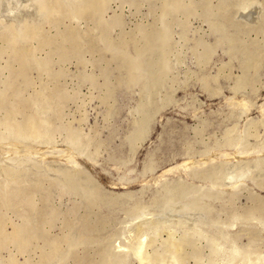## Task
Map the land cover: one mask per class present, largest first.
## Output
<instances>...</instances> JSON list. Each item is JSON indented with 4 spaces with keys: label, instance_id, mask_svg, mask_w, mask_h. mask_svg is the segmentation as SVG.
Listing matches in <instances>:
<instances>
[{
    "label": "rangeland",
    "instance_id": "374dc122",
    "mask_svg": "<svg viewBox=\"0 0 264 264\" xmlns=\"http://www.w3.org/2000/svg\"><path fill=\"white\" fill-rule=\"evenodd\" d=\"M37 1L26 23L39 39L14 48L7 35L21 39V27L0 25V186L10 201L27 195L6 206L0 189V264H264V0H174L176 8L166 5L173 0H107L96 18L72 17L85 0ZM51 2L61 11L47 18L40 7ZM162 34L134 82L124 56ZM19 47L31 51L23 67ZM239 100L252 103L248 113L230 105ZM11 106L14 122L38 111L49 137L3 138ZM9 168L20 173V188L2 175ZM63 172L74 173L78 190ZM81 184L100 201L90 204ZM17 227L20 237L11 239ZM81 234L87 240L71 249L63 239Z\"/></svg>",
    "mask_w": 264,
    "mask_h": 264
},
{
    "label": "bare ground",
    "instance_id": "6f19581e",
    "mask_svg": "<svg viewBox=\"0 0 264 264\" xmlns=\"http://www.w3.org/2000/svg\"><path fill=\"white\" fill-rule=\"evenodd\" d=\"M167 1V0H166ZM37 2H39V1H37V0H0V25H1V23L3 22H9L11 25H13L12 27H14V26H19V27H21V28H19L20 30H21V34L18 36V37H20L21 39H17L16 38V36H14V35H12V33H10V34H8L7 35V43H9V45L10 46H13L14 48H16L15 47V45H16V43H18L20 40H27V41H29L30 39H33V40H35V39H37L38 37H39V34L41 33L39 30H38V28H36V27H32V26H30V25H28L27 23H26V18H28L30 15H32V13L36 10V8H37V6H38V4L39 3H37ZM104 2L106 3L107 2V0H85L84 1V3L83 4H80V5H78V6H76L72 11H71V14L73 15H71L72 17H74V16H77L78 14H82L83 16H84V18L86 17V15L87 16H92V17H94L95 16V18L97 17V16H99L101 13H102V10H103V8H105V7H103L104 6ZM181 2V1H180ZM43 3V2H42ZM166 4V3H165ZM188 4V3H187ZM263 4V3H262ZM35 5H36V7H35ZM166 5H171V7L172 8H176V7H178L179 6V2H177V1H174L173 0V2H171V3H168V4H166ZM40 9H41V11L43 12V14H44V16L45 17H49V16H51V15H53L54 13H57L58 11H61L60 10V7H59V5H58V3H55V2H51V3H49V4H47V5H43L42 7H40ZM168 9H170V7L168 6ZM67 10V9H66ZM105 10V9H104ZM36 13V12H35ZM68 13V12H67ZM66 13V14H67ZM165 13V12H164ZM65 14V15H66ZM69 15H70V13H69ZM34 16V15H33ZM32 16V17H33ZM37 16V15H36ZM94 18V19H95ZM258 20V19H257ZM2 23V24H3ZM99 24H101V23H103V22H98ZM255 23V22H254ZM258 23V22H257ZM256 23V24H257ZM100 26H102V24L100 25ZM1 27V26H0ZM15 27V28H16ZM101 28V27H100ZM152 29V28H151ZM143 30V28L140 30V31H142ZM147 29H145V31H146ZM149 30V29H148ZM72 31H74L73 29H71L70 31H69V35H68V40L67 41H69V38L71 39V40H73V33L74 32H72ZM68 33V32H67ZM139 33V32H138ZM144 33V32H143ZM155 33V32H154ZM157 33V32H156ZM264 33V32H263ZM3 34V33H2ZM7 34V33H6ZM140 34V33H139ZM138 34V35H139ZM1 35V34H0ZM41 35V34H40ZM66 35V34H65ZM80 35V34H79ZM91 35V34H90ZM153 35V34H152ZM84 36V35H83ZM92 36V35H91ZM143 36V35H142ZM44 37V36H43ZM65 37V36H64ZM88 37H89V34H88ZM2 38V37H1ZM40 38V37H39ZM38 38V39H39ZM81 38V37H80ZM145 38V37H144ZM153 38H154V36H153ZM3 39V38H2ZM66 39V38H65ZM82 39V38H81ZM87 39V38H86ZM93 39H94V36H93ZM163 39H164V35L162 34V35H160V37L159 38H157V39H155V40H150V39H148V40H146L147 42L145 43L146 44V46H145V49H143V50H139V51H135L136 52V55L135 56H133V57H131V56H129V57H127L126 55V58H125V56H124V59H125V62H126V65H127V68H128V73H129V77H130V79L131 80H133V79H137L138 77H139V75H140V73L141 72H143V69H145L144 68V65L145 64H143L144 63V60H143V58H145L144 57V55L146 54V53H150L151 51H153L154 50V47L155 46H157V50L158 49H161L162 48V44L161 43H159L158 41H163ZM32 40V41H33ZM76 40V39H75ZM80 40V39H79ZM136 40V39H135ZM52 40H50V42H51ZM137 41H139V39L137 40ZM143 41V40H142ZM260 41V40H259ZM6 42V41H5ZM21 42V41H20ZM19 42V43H20ZM48 42H49V39H48ZM73 42V41H72ZM75 42V41H74ZM140 42V41H139ZM6 43V44H7ZM22 43V42H21ZM92 43V42H91ZM23 44V43H22ZM39 44V43H38ZM44 44H46V43H44ZM138 44V43H137ZM144 44V45H145ZM2 45V44H1ZM0 45V46H1ZM8 45V44H7ZM33 45V44H32ZM143 45V46H144ZM9 46V47H10ZM36 46H37V44H36ZM92 46V45H91ZM140 46H141V44H140ZM2 47V46H1ZM26 47V46H25ZM89 47V46H88ZM93 47V46H92ZM137 47V46H136ZM7 48H8V46H7ZM20 48V49H19ZM19 48H17V51H16V57H17V59L20 61V64H21V66L23 67L24 65H26L25 64V62H26V60L27 59H29V58H27V57H32L31 56V51H29L28 49H26V48H23V47H19ZM95 48V47H94ZM98 47H96L95 49H97ZM114 48V47H113ZM110 49H112L111 47H110ZM115 49V48H114ZM117 50V49H116ZM119 50H121V49H119ZM119 50H117V51H119ZM12 51H13V49H12ZM33 51V50H32ZM108 51V50H107ZM111 51V50H110ZM256 51V50H255ZM3 52V51H2ZM257 52H258V50H257ZM261 52V51H260ZM112 54L114 53V52H111ZM253 53V52H252ZM33 54V53H32ZM148 54H146L147 55V57L149 56ZM264 54V53H263ZM258 55V54H257ZM262 55V54H261ZM113 56H114V54H113ZM255 56V55H254ZM123 57V56H122ZM161 57V56H160ZM264 57V56H263ZM157 58H158V56H157ZM254 58V57H253ZM257 58H259V57H257ZM30 59H32V58H30ZM258 60V59H257ZM263 60V59H262ZM255 61V60H254ZM124 62V63H125ZM151 62V61H150ZM246 62H248L247 60H246ZM253 62V61H252ZM251 62V63H252ZM161 63H162V61H161ZM159 64H160V62H159ZM164 64V63H163ZM260 64V63H259ZM42 65H44V64H42ZM150 65V64H149ZM158 65V64H157ZM38 66V65H37ZM150 66H152V65H150ZM155 66V65H154ZM164 66V65H163ZM162 66V67H163ZM39 67H41V66H39ZM45 67V66H44ZM48 67V66H47ZM125 67V66H124ZM124 67H123V69H124ZM156 67V66H155ZM258 67V66H257ZM147 68V67H146ZM161 68V67H160ZM160 68H159V70H158V73H159V71H162V70H160ZM255 68V67H254ZM23 69V68H22ZM158 69V68H157ZM249 69V68H248ZM256 69V68H255ZM43 70V69H42ZM151 70V69H150ZM149 70V71H150ZM254 70V69H253ZM252 70V71H253ZM47 71V70H46ZM120 71V70H119ZM164 71V70H163ZM128 73H126V74H128ZM158 73H156V74H158ZM220 73V72H219ZM218 72H217V74H219ZM125 75V74H124ZM153 75V74H152ZM154 75H155V73H154ZM153 75V76H154ZM215 76V75H214ZM244 76V75H243ZM9 77V76H8ZM157 77V76H156ZM121 78V77H120ZM119 78V79H120ZM244 78V77H243ZM258 78V77H257ZM244 79H246V77L244 78ZM130 80V81H131ZM140 79H138V81H139ZM246 80H248L249 81V79H246ZM251 80V79H250ZM122 81H123V79H122ZM122 81H121V83H122ZM125 81V80H124ZM130 81H128V83L130 82ZM134 81V80H133ZM135 82V81H134ZM133 82V83H134ZM127 83V82H126ZM125 83V84H126ZM239 83V82H238ZM243 83V82H242ZM242 83H240V85L239 86H241V84ZM237 84V83H236ZM246 84V83H245ZM244 84V85H245ZM185 85V84H184ZM238 85V84H237ZM243 85V86H244ZM152 86V85H151ZM243 86H241V88L243 87ZM19 87V86H18ZM158 87V86H157ZM236 87V86H235ZM238 87V86H237ZM49 88V87H48ZM52 88H54V87H52ZM150 89V88H149ZM154 89V88H153ZM178 89V88H177ZM238 89H240V88H238ZM255 89H256V87H255ZM53 90V89H52ZM160 90V89H159ZM54 91V90H53ZM236 92H237V90H236ZM147 93V92H146ZM41 94V93H40ZM5 96H6V94H5ZM48 97L49 98H51L49 95H48ZM55 97V96H54ZM1 99H0V107H1V105H2V102H3V100H2V97H0ZM38 98V97H37ZM41 98H43V97H41ZM7 99V98H6ZM9 99V98H8ZM7 99V100H8ZM47 99L48 98H44L42 101H44L45 103H46V105L44 106V108L47 106L48 107V105L49 104H47V102L49 101H47ZM175 99V98H174ZM173 99V100H174ZM53 100V99H52ZM52 100H50V101H52ZM55 100V99H54ZM28 101V100H27ZM5 102H6V100H5ZM26 102V101H25ZM167 102V101H166ZM203 102V101H202ZM24 103V102H23ZM30 103V102H29ZM32 103H34V101L32 102ZM37 103V102H36ZM51 103H53V101L51 102ZM204 103V102H203ZM4 104V103H3ZM5 104H7V103H5ZM4 104V105H5ZM26 104V103H25ZM35 104V103H34ZM39 104V103H38ZM173 104V103H172ZM26 105H29L28 103L26 104ZM40 105H43V103L42 104H40ZM39 105V106H40ZM201 105V104H200ZM230 105L231 106H233V107H237L238 109H240L241 110V112H240V114L242 113V112H247V111H249V109H250V107H251V105H252V103H250L248 100H239V101H237V102H230ZM162 106H164L163 104H162ZM162 106L160 107V108H162ZM166 106V105H165ZM170 106V105H169ZM12 108H10V110H9V115H8V117L6 118L5 117V119H4V117H3V119L4 120H6L5 122L3 121L2 122V124L5 126V128L7 129H5L6 130V132L8 131V133H6L5 131V133L6 134H4L3 132H2V134L3 135H5L3 138H6V139H13V140H16V141H27V140H25V139H28V138H31V139H42V138H48L49 137V135H48V131H49V129H48V131H47V126H48V124L50 123H48V122H46V120H44V119H42L41 117H40V115H39V113H37V112H33V113H29V112H27L26 110V113L28 114H26L25 115V118H24V120L22 121V122H14V116H12V115H14V114H16V112H18L17 111V107H14V106H11ZM41 107V106H40ZM39 107V108H40ZM43 107V106H42ZM50 107H51V105H50ZM3 108V107H2ZM44 108H42V110L44 109ZM164 108V107H163ZM20 108H19V106H18V110H19ZM24 109V108H23ZM41 109V108H40ZM47 109V108H46ZM45 109V110H46ZM49 109V108H48ZM156 109H159V108H156ZM22 111V110H21ZM31 112V111H30ZM260 112H261V114L263 115L264 114V103H261L260 104ZM8 113V112H7ZM19 113V112H18ZM25 113V112H24ZM248 113V112H247ZM157 114H158V112H157ZM157 114H155V115H157ZM243 114V113H242ZM244 115V114H243ZM152 116V115H151ZM156 117V116H155ZM155 117H154V119H155ZM243 118V117H242ZM241 118V116H240V119H242ZM147 119V118H146ZM145 121V120H144ZM252 121V120H251ZM255 121V120H254ZM254 121H253V123H254ZM257 121V120H256ZM259 121V120H258ZM249 122V121H248ZM260 122H262V120L260 121ZM48 123V124H47ZM203 123H205V122H203ZM256 123V122H255ZM143 124V123H142ZM247 124V123H246ZM248 125V124H247ZM251 125V124H250ZM254 125V124H253ZM252 125V126H253ZM260 125V124H259ZM4 126H3V128H4ZM49 126H50V124H49ZM137 126V125H136ZM139 126H141V125H139ZM138 126V127H139ZM146 126V125H145ZM145 126H142V127H140V129L141 128H143V127H145ZM237 126V125H236ZM235 126V127H236ZM255 126V125H254ZM49 128V127H48ZM234 128V127H233ZM233 128H230L229 127V129L228 130H233ZM139 129V128H138ZM197 129V128H196ZM150 130V129H149ZM237 130V129H236ZM235 129H234V132L236 131ZM133 131V130H132ZM139 131V130H138ZM230 132V131H229ZM251 132V131H250ZM146 133V132H145ZM227 135H228V131H227ZM238 135V134H237ZM255 135H257V134H255ZM254 135V136H255ZM63 136V135H62ZM146 136V135H145ZM225 136H226V134H225ZM234 136H235V134H234ZM135 137V136H134ZM137 137H139V136H136V138ZM144 138V137H143ZM239 138V137H238ZM258 138V137H257ZM30 139V140H31ZM50 139V138H49ZM69 139V138H68ZM138 139V138H137ZM140 139H141V137H140ZM234 139V138H233ZM134 141V140H133ZM225 141V140H224ZM233 141H235V139L233 140ZM232 141V142H233ZM48 142V141H47ZM68 142V141H67ZM242 143V142H241ZM245 145L247 144V143H244ZM133 145V144H132ZM137 145V144H136ZM216 145V144H215ZM214 145V146H215ZM223 145V144H222ZM245 145H243V146H245ZM12 146V145H11ZM230 146V145H229ZM73 147V146H72ZM224 147V146H223ZM248 146H246V147H243V148H241L242 150L244 149V148H247ZM217 148H218V146H217ZM225 148V147H224ZM235 148V147H234ZM255 148V147H254ZM258 148V147H257ZM1 149H3V148H1ZM0 149V150H1ZM7 149V148H6ZM67 149V148H66ZM133 149H134V147H133ZM133 149H131V150H133ZM216 149V148H215ZM239 149V148H238ZM238 149H236L235 150V152L236 153H238L239 155H241V154H245V151H242V150H238ZM248 149V148H247ZM7 150H9V149H7ZM14 150V149H13ZM76 150V149H75ZM17 151V150H16ZM18 151H20V149H18ZM29 151V150H28ZM205 151V150H204ZM209 151H210V149H209ZM249 151V150H248ZM260 151H262L261 149H260ZM2 152H3V150H2ZM10 152V151H9ZM15 152V151H14ZM54 152H56V151H54ZM58 152H61V154H62V151H58ZM64 152V151H63ZM247 152V151H246ZM16 153V152H15ZM22 153V152H21ZM41 153V152H40ZM48 153V150H47V152H46V154ZM52 153V152H51ZM65 153V152H64ZM206 153V152H205ZM235 153V154H236ZM248 153V152H247ZM0 154H3V153H0ZM12 154V153H11ZM26 154V153H25ZM28 154V153H27ZM48 154H50V153H48ZM56 154V153H55ZM57 154H59V153H57ZM202 154H204V153H202ZM207 154V153H206ZM234 154V155H235ZM250 154V153H249ZM29 155V154H28ZM31 155V154H30ZM32 155H34V152H33V154ZM41 156V155H40ZM46 156V155H45ZM74 156V155H73ZM214 156V155H213ZM237 156V155H236ZM236 156H235V158H236ZM240 157H242V156H240ZM42 158H43V156H42ZM213 158V157H212ZM234 158V159H235ZM237 158H238V156H237ZM5 159H7V158H5ZM4 159V160H5ZM35 159V158H34ZM66 159H67V162H73L75 165H77V161H76V163H75V160L73 159V157H72V155L71 154H69V151H67L66 152ZM198 161V160H197ZM230 161V160H229ZM257 162V161H256ZM7 163V162H6ZM27 163V162H26ZM193 163H195V162H193ZM200 163V162H199ZM153 164V163H152ZM7 165V164H6ZM24 165V164H23ZM28 165H30V164H28ZM189 165H191V163H190V161L188 162V163H184L183 165H181V167H183V169H184V167H187V166H189ZM194 165V164H193ZM78 166H81V165H78ZM77 166V167H78ZM2 167H6V166H2ZM152 167V166H151ZM193 167V166H192ZM238 167V166H237ZM11 168H9V170L8 169H6V170H4V172L2 173V175L4 174V177L7 179L6 181L7 182H10V183H13V184H15L16 185V183L15 182H17L18 183V181H19V179H22V178H20V173L18 172V171H13V170H10ZM149 169V168H148ZM194 170L196 169V168H193ZM193 169H191L192 171H194ZM68 170V169H67ZM71 170V169H70ZM82 170V169H81ZM87 170V169H86ZM153 170V169H152ZM171 170V169H170ZM69 171V170H68ZM73 171H75V175L77 176V173L78 172H80V171H77V170H73ZM77 171V172H76ZM71 172V171H70ZM70 172H63L62 174H61V177H62V179L64 180V182H65V184L66 185H69V187L71 186L72 187V189H74V192H75V190H78V187H80V185H78L77 183H75V178L76 177H74V173H70ZM205 172V171H204ZM84 173V172H83ZM88 173H90V172H88ZM196 173V172H195ZM79 174V173H78ZM194 174V173H193ZM203 174H205V173H203ZM209 176H210V174L209 173H207ZM207 174H205V175H207ZM88 175V174H87ZM190 175V174H189ZM195 175V174H194ZM240 175V174H239ZM55 176V175H54ZM79 176V175H78ZM197 176V175H196ZM201 176H203V175H201ZM208 176V177H209ZM212 176V175H211ZM242 176H244V175H242ZM21 177H23V176H21ZM81 177V176H80ZM191 177H193V176H191ZM195 177V176H194ZM204 177V176H203ZM208 177H205V178H208ZM239 178H241V180L243 179L241 176H238ZM91 178H93L92 176H91ZM91 178H89V179H91ZM181 178V177H180ZM211 178V177H210ZM23 179H24V177H23ZM78 179H79V177L77 178V180L76 181H78ZM212 179V178H211ZM224 179V178H223ZM236 179H238L237 177H236ZM25 180V179H24ZM23 180V181H24ZM80 180V179H79ZM87 180V179H86ZM95 180V179H94ZM217 180V179H216ZM215 180V178H214V181H212V182H215L216 181ZM229 180H231V179H229ZM233 180V179H232ZM81 182H82V180H80ZM79 181V182H80ZM90 181V180H89ZM187 181V180H186ZM226 181V180H225ZM25 182V181H24ZM28 184H29V182H31V181H26ZM43 182V181H42ZM84 182V181H83ZM211 182V183H212ZM217 182V185L220 183V182H218V180L216 181ZM224 182V181H223ZM5 183V182H4ZM3 183V184H4ZM32 183V182H31ZM34 184H36V183H38V181L35 183V182H33ZM87 184H88V182H86ZM86 183H84V184H86ZM188 183V182H187ZM186 183V184H187ZM226 183V182H225ZM229 183V182H228ZM240 184V182L238 181V182H235L234 183V185L235 184ZM241 183H242V181H241ZM6 184H8V183H6ZM6 184H4L5 186H6ZM19 184H21V182H19L18 183V188H20V186H19ZM33 184V185H34ZM38 184H40V183H38ZM37 184V185H38ZM181 184V183H180ZM185 184V185H186ZM191 184V183H190ZM216 184V183H215ZM230 184H232V183H230ZM230 184H229V186H230ZM11 185V184H10ZM24 185L26 186V183H24ZM32 185V186H33ZM78 185V186H77ZM82 186H83V184H81ZM192 185V184H191ZM214 185V184H213ZM21 186H23V185H21ZM25 186H23V187H25ZM39 186V185H38ZM38 186H36V187H38ZM101 186V185H100ZM188 186V185H187ZM7 187V186H6ZM6 187H3L2 185L0 186V189H3L4 190V194L5 195H3L4 196V203L6 204V206H7V203L8 202H11L15 197H16V199L18 198V196L19 197H23L21 194H18L17 193V191L15 192V193H17V195L13 198V197H11V198H13L11 201H10V195H12L13 193H11V192H8L9 190H6L5 191V188ZM9 187V186H8ZM27 187V186H26ZM34 187H35V185H34ZM198 187V186H197ZM200 187V186H199ZM237 187V186H236ZM22 188V187H21ZM31 187H30V185H29V188H26V189H30ZM40 188V187H39ZM39 188H34V190L35 189H37V190H39ZM83 188H84V186H83ZM86 188H88L87 186L84 188V193H85V195H86V197L88 198V200H89V202H90V204H94V202H92L91 200H93V199H97L98 198V194H97V192H96V189L94 188L93 189V191H91L90 189V191H88V192H86ZM7 189H10V187L9 188H7ZM14 189H15V187H14ZM24 189V188H23ZM43 189V188H42ZM196 189V188H195ZM33 190V189H32ZM41 190V189H40ZM43 190H45V189H43ZM42 190V191H43ZM1 191V190H0ZM11 191H13V190H11ZM25 191V193H26V190H23V192ZM46 191V190H45ZM73 191V190H72ZM80 192H82L81 191V189H80ZM19 193H20V191H19ZM84 193H83V195H84ZM27 194V193H26ZM77 194H81V193H77ZM0 195H1V193H0ZM21 195V196H20ZM247 195V194H246ZM25 196V195H24ZM27 196V195H26ZM25 196V197H26ZM82 196V195H81ZM1 197V196H0ZM25 197H23V198H25ZM37 197V196H36ZM87 198H85V200L87 199ZM100 198V197H99ZM98 198V199H99ZM6 200V201H5ZM15 200V199H14ZM26 200H28V199H26ZM25 200V201H26ZM3 200H1V202H2ZM19 201V200H18ZM20 201H22V200H20ZM29 201V200H28ZM99 201H100V199H99ZM234 201H236V200H234ZM16 202V201H15ZM23 202V201H22ZM92 202V203H91ZM96 202V201H95ZM4 203H3V205H4ZM23 203H26L27 204V202H23ZM31 203V202H30ZM13 204V203H12ZM19 204V203H18ZM29 204V203H28ZM86 204H88V203H86ZM11 205V204H10ZM15 205H17L16 203H15ZM260 205V204H259ZM13 206V205H12ZM28 206H30V205H28ZM1 207V206H0ZM4 207H5V205H4ZM16 207V206H15ZM32 207V206H31ZM201 207V206H200ZM260 207V206H259ZM262 207V206H261ZM175 209H176V207H174ZM202 208V207H201ZM259 209V208H258ZM209 210H211V209H209ZM260 210V212H262V210L263 209H259ZM188 211V210H187ZM201 211V210H200ZM251 211V210H250ZM256 211V210H255ZM258 211V210H257ZM144 212V211H143ZM185 212V211H184ZM202 212V211H201ZM127 213H129V212H127ZM142 213V212H141ZM193 213V212H192ZM250 213V212H249ZM144 214V213H143ZM132 215H134V214H132ZM186 215V214H185ZM185 215L183 216H181V217H185ZM189 215V214H188ZM201 215V214H200ZM191 216H194V215H192L191 214ZM197 216V215H196ZM132 217H134V216H132ZM131 217V218H132ZM141 217H143V216H141ZM188 217V216H187ZM129 218V217H128ZM135 218H137V217H135ZM176 218V217H175ZM193 218V217H192ZM146 219V218H145ZM173 219H174V217H173ZM207 219V218H206ZM142 220V219H141ZM190 220V219H189ZM67 221V220H66ZM85 221V220H84ZM131 221V220H130ZM193 221V220H192ZM232 221V220H231ZM240 221V220H239ZM128 222V221H127ZM138 222H140V221H138ZM137 222V223H138ZM149 222H151L152 223V220H150ZM154 222V221H153ZM211 222V221H210ZM18 223V222H17ZM135 223V222H134ZM84 225V224H83ZM86 225H88L87 223H86ZM85 225V226H86ZM138 226H136L137 227V230H141V226H143V225H140V224H137ZM140 225V226H139ZM219 225V224H218ZM228 225V224H227ZM132 226H134L133 224H132ZM132 226H131V229L132 230H134L133 228H132ZM215 226H217V225H215ZM13 228V225H12V227H11V229ZM143 228V227H142ZM129 229V228H128ZM130 230V229H129ZM22 231V230H21ZM21 231H20V228H14L13 230H12V233L10 234V238L11 239H19V237H20V233H21ZM35 231V230H34ZM24 232V231H23ZM22 232V237H23V233ZM128 232V231H127ZM132 233H134V231H131ZM136 232V231H135ZM31 233V232H30ZM67 233V232H66ZM83 233H85V232H83ZM124 233V232H123ZM129 233V232H128ZM88 234V233H87ZM135 234V233H134ZM136 234H137V232H136ZM33 235V234H32ZM86 235V234H85ZM84 234H81L80 236H79V238L76 240V241H73V240H71V239H69V237H65V238H63L64 240H65V242L69 245V247H70V249H71V247H73L74 245H76L77 243H83V242H85L86 240H87V238H86V236H85ZM125 235H126V232H125ZM127 235H129V234H127ZM237 235V234H236ZM6 235L3 233V228H2V221L0 220V237L1 238H4ZM125 237V236H124ZM126 237H128V236H126ZM89 238V237H88ZM139 238V237H138ZM91 239V238H90ZM126 239V238H125ZM124 239V240H125ZM129 239V238H128ZM97 240V239H96ZM145 240V239H144ZM120 241V240H119ZM19 242V241H18ZM133 242V241H132ZM134 242H136V241H134ZM142 242H143V240H142ZM145 242V241H144ZM90 243V242H89ZM88 243V244H89ZM120 243V242H119ZM53 244V243H52ZM54 244L56 245H54V246H51V247H55L56 249H57V247L58 246H60L59 245V243H58V245L56 244V242H54ZM62 245V244H61ZM81 245H83V244H81ZM136 245V244H135ZM144 245V244H143ZM87 246V245H86ZM116 246H117V244H116ZM133 246V245H132ZM121 247V246H120ZM119 247V248H120ZM134 247V246H133ZM141 247H143V246H141V244H139L138 245V247H137V251H138V253H137V255H141V253H142V251H141ZM117 249V248H116ZM129 250V249H128ZM52 251V250H51ZM56 251V250H55ZM59 251V250H58ZM116 251V250H115ZM53 252H54V250H53ZM60 252V251H59ZM61 253V252H60ZM132 253V252H131ZM102 254V253H101ZM56 256H59V254H55ZM136 255V256H137ZM54 256V255H53ZM126 256V255H125ZM136 256L134 257V258H136ZM142 256V255H141ZM140 256V257H141ZM114 257V256H113ZM106 258V257H105ZM105 258H104V260H105ZM241 259H242V257H240ZM108 259V258H107ZM140 259V262H141V260H142V258H139ZM106 261V260H105ZM123 261V260H122ZM107 262H109V261H107ZM139 262V263H140ZM142 263V262H141ZM12 264V263H11ZM92 264V263H91ZM107 264V263H106Z\"/></svg>",
    "mask_w": 264,
    "mask_h": 264
}]
</instances>
